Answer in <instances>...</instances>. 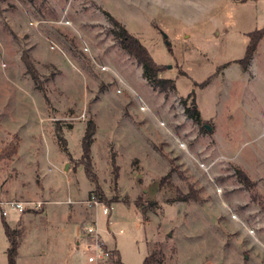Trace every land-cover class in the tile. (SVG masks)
<instances>
[{
  "label": "rangeland",
  "instance_id": "1",
  "mask_svg": "<svg viewBox=\"0 0 264 264\" xmlns=\"http://www.w3.org/2000/svg\"><path fill=\"white\" fill-rule=\"evenodd\" d=\"M109 15L175 90L142 76ZM260 28L264 0H0V187L23 202L47 198L41 185L74 205L86 199L95 184L81 138L91 120L98 198L111 207L107 216L96 207L95 223L105 242L114 234L125 264L150 253L162 264H264V37L245 71L237 62ZM191 92L200 124L181 101L190 105ZM52 206L20 213L35 225L16 231L18 242L26 235L16 264H89L56 214L65 204L54 215Z\"/></svg>",
  "mask_w": 264,
  "mask_h": 264
},
{
  "label": "trees",
  "instance_id": "2",
  "mask_svg": "<svg viewBox=\"0 0 264 264\" xmlns=\"http://www.w3.org/2000/svg\"><path fill=\"white\" fill-rule=\"evenodd\" d=\"M109 18L114 25V28L111 30L116 42L118 45L131 57H133L138 64L142 67V76L157 90L162 92H168L175 90V85L173 80L168 78L159 77V73L162 69L161 66L156 64L151 55L149 54L146 47L135 37L133 36L119 21L109 15ZM249 42L246 46L244 55L237 62L240 65L242 70H246L249 62L254 56V53L257 49L259 41L264 37V28L256 29L248 34ZM208 80L204 81L202 85L207 84ZM187 98L191 99L190 105H186L185 100L181 99L184 105V110L186 115L192 119L196 124L201 123V117L199 110L195 106L194 94L193 92L189 93ZM201 130H205V126H201ZM95 131V125L93 121H87L84 133L81 138V156L80 162L83 165L86 176L95 184L93 192L99 198H102V191L97 185L96 177L93 173L92 163H91V144L93 141V133ZM62 143L65 141L63 138H60ZM65 145V144H64ZM65 147V146H64ZM114 177H117V173L114 167ZM243 182L248 183V180L243 176ZM191 195H186L180 200H186ZM192 196H196L194 193ZM101 200V199H100ZM137 204H141L139 201ZM4 233L8 239L9 246L6 250L7 264H16V257L18 253V238L17 232L15 229H11L8 224L3 221ZM114 254V251H112ZM112 254V255H113ZM115 264H123L120 259L117 257L115 259ZM143 264H162L161 259L156 257V254L150 253L143 259Z\"/></svg>",
  "mask_w": 264,
  "mask_h": 264
},
{
  "label": "crops",
  "instance_id": "3",
  "mask_svg": "<svg viewBox=\"0 0 264 264\" xmlns=\"http://www.w3.org/2000/svg\"><path fill=\"white\" fill-rule=\"evenodd\" d=\"M20 137H21V135H19ZM20 143H21V141H20ZM23 145V144H22ZM20 147H21V144H20ZM63 151V150H62ZM63 152H65V155H66V157L68 158V155H69V151L67 152V151H63ZM19 154H20V152H19ZM27 155H28V157H30L31 159H32V161H34L35 162V156L33 155V152L31 151V149H30V153L28 152L27 153ZM50 156V154H48V157ZM28 159V158H27ZM51 158L49 157V160H48V162L49 163H51V164H53L52 162H51V160H50ZM54 165V164H53ZM66 166V165H65ZM39 168V170H40V172H41V176H42V178L44 179V172H42V170L40 169V166L38 167ZM58 168V167H57ZM48 169V168H47ZM59 169V168H58ZM63 172V171H62ZM65 173V172H64ZM67 173V172H66ZM43 181V180H42ZM42 184V183H41ZM41 187V189H42V195H46L47 196V198H41V199H38L39 198V196H38V194H34L35 192H33V195H30V193H26V195H28V197H30L31 199H33L34 198V200H32V201H42V206H41V208L40 209H34V210H39V211H42V213L45 211V210H49L48 208H49V205H56V206H60V205H63V204H65V210H64V212L63 213H60V212H58V213H56V214H60L59 216L64 220V222H66V223H68V224H70L71 225V227H73V233H74V242H75V244H76V246L78 247L79 245H83V243H84V241H85V239H86V237L84 236V234H83V231H84V227L87 225V224H89V223H91V222H93V221H96V214H95V209H93V208H90V207H87L84 203H83V201L85 200V199H83V200H79V201H77V205L75 204H73V200L70 198V196H69V192H68V194H67V197L66 198H60V197H54V196H51L50 194V191H49V189H47V193H45V191H44V188L42 187V185L40 186ZM91 191V190H90ZM9 192V189L7 190V189H5L4 187H0V201H6V200H11V199H13L12 197H9L8 198V196H7V193ZM45 193V194H44ZM19 196H22V193L19 191ZM16 200L18 199L17 197L15 198ZM20 199V198H19ZM19 201V200H18ZM30 201V200H29ZM53 206L51 207V212L53 213V215H54V213L55 212H57V211H54L53 209H55V208H53ZM85 211H87L88 213H90L89 214V218H86L85 219V217H84V214H83V212H85ZM41 213V214H42ZM1 217H2V220H1V225H2V229H3V233H4V228H3V221H5L7 224H8V226L11 228V229H15L16 231L17 230H19L20 228H22L24 225H26V227H28V225L29 226H33V225H35L34 223H33V221H32V219H29V218H22L21 216H20V213H19V216H18V218L17 219H14L12 222L10 221H6L5 219H3L5 216H2L1 215ZM35 222V221H34ZM29 231V230H28ZM111 236H110V241L108 242H106L108 245H109V247L112 249V251H114V254H113V259H111V263L112 264H115V259L118 257L119 259H120V261L123 263V264H125L122 260H121V255H120V251H119V249L117 248V240H116V238H115V236H114V234L113 233H111L110 234ZM26 236V235H25ZM25 236H22V238H20V240H19V246H18V250H19V248H20V245H21V243H22V241H23V239H24V237ZM101 236V235H100ZM102 237V236H101ZM4 242H5V248H4V254H5V259H6V264H7V257H6V250H7V248H8V246H9V242H8V239H7V237H6V235H5V233H4ZM146 242H147V240H146ZM17 257H18V253H17ZM16 257V258H17ZM105 261V260H104ZM104 261H101V262H99V263H89V262H87V263H89V264H102V262H104ZM106 264H110V263H106Z\"/></svg>",
  "mask_w": 264,
  "mask_h": 264
},
{
  "label": "built area",
  "instance_id": "4",
  "mask_svg": "<svg viewBox=\"0 0 264 264\" xmlns=\"http://www.w3.org/2000/svg\"><path fill=\"white\" fill-rule=\"evenodd\" d=\"M83 203L90 208L95 209L100 207L101 214L107 216L110 213V206H106L96 194L91 193ZM31 205L30 208L40 209L42 206V201H18V200H6L0 201V214L6 216L10 210L16 211L17 213H22L26 210L27 206ZM86 237L83 247L86 255V261L89 263H99L101 261L107 260L112 256V250L106 246V242L100 236L97 231V226L95 221L87 224L83 231Z\"/></svg>",
  "mask_w": 264,
  "mask_h": 264
},
{
  "label": "water",
  "instance_id": "5",
  "mask_svg": "<svg viewBox=\"0 0 264 264\" xmlns=\"http://www.w3.org/2000/svg\"><path fill=\"white\" fill-rule=\"evenodd\" d=\"M206 129H210V127L208 125H204Z\"/></svg>",
  "mask_w": 264,
  "mask_h": 264
}]
</instances>
